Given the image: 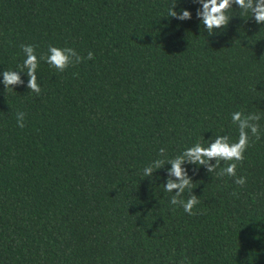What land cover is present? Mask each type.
<instances>
[{"label":"trees","instance_id":"obj_1","mask_svg":"<svg viewBox=\"0 0 264 264\" xmlns=\"http://www.w3.org/2000/svg\"><path fill=\"white\" fill-rule=\"evenodd\" d=\"M174 2L0 0V264H264V24L233 4L209 35L200 0H178L183 21ZM22 45L85 59L63 72L40 60L37 95ZM5 70L24 83L6 90ZM237 111L261 116L244 186L185 161L189 215L164 190L170 162L143 177L196 143L238 142Z\"/></svg>","mask_w":264,"mask_h":264},{"label":"clouds","instance_id":"obj_2","mask_svg":"<svg viewBox=\"0 0 264 264\" xmlns=\"http://www.w3.org/2000/svg\"><path fill=\"white\" fill-rule=\"evenodd\" d=\"M203 4V10L198 12V16L202 17V24L207 29L209 35L213 34L217 29L223 30L229 24L231 16L228 12L232 9V5H238L243 13H251L250 16H254L255 21L258 24H264V0H200ZM178 0L172 4L167 12V16L176 17L183 21L191 18V12L189 10H183L181 13L176 11ZM245 17V16H244ZM23 52L26 59L22 65L17 67L20 69H26L27 75L30 77L28 80V88L31 92H35L37 95L41 94V86L37 82V69L40 60H45L49 65L63 72L70 66H74L85 59L81 57L75 49L71 47L59 48L55 46H49L48 55H42L39 58L35 54L34 45H22ZM87 59H94V54L89 52ZM3 84L7 89H15L16 85L23 84L21 75L16 70H5L3 72ZM25 113H17V124L20 128H24ZM261 116L259 114L245 115L240 111L232 114V122L238 125L239 139L238 142H230V137L227 135H219L214 139V142H210L208 146H202L200 143H196L194 146L185 149L182 154L176 156L173 159H156L152 164L146 166L143 169V177H151L155 169L161 168L166 162L172 164L169 170V179L164 184V190L166 192H174L175 195L171 197V204L180 205L183 210L189 215H196L193 211L195 206L200 203L198 196H196L192 189L196 186L193 184V180L189 177L186 168L183 167L185 161L190 164L206 165L209 173H215L218 176H231L236 177L235 184L244 186L246 183V177L236 176L237 162H243L245 159V151L250 146L251 137H255L256 140L260 139V125L259 121ZM165 149L159 150V155L163 157ZM215 159L216 163L211 161ZM221 162H229L226 168L220 169L217 173L216 169L220 166ZM198 170V169H197ZM185 190L190 193L189 198L185 201L182 199ZM181 264H184L182 261Z\"/></svg>","mask_w":264,"mask_h":264}]
</instances>
